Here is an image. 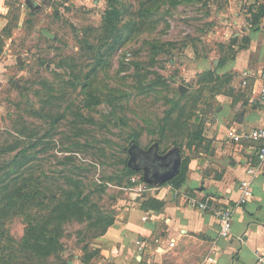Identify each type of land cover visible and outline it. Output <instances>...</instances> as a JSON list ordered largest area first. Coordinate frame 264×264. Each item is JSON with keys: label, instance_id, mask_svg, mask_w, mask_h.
Returning a JSON list of instances; mask_svg holds the SVG:
<instances>
[{"label": "rangeland", "instance_id": "1", "mask_svg": "<svg viewBox=\"0 0 264 264\" xmlns=\"http://www.w3.org/2000/svg\"><path fill=\"white\" fill-rule=\"evenodd\" d=\"M95 1L79 9L57 1L49 13L27 15L21 30L13 12L1 32L19 37L9 45L8 71L0 75V168L15 153L2 148L16 141L24 148L39 137L29 153L39 150L32 169L40 179L36 185L27 181L29 192L51 185L53 192L45 194L58 193L60 171L68 170L82 177L78 197L90 202L63 224L53 264H98L100 236L87 216L115 218L135 196L148 197L159 186L147 180L146 170L134 168L135 144L158 158L177 150L180 163L208 147L207 127L221 109L215 96L229 92L232 77L217 73L246 47L244 26L264 19V0ZM203 62L214 82L206 81ZM67 156L78 160L69 164ZM24 227L23 213L5 220L0 248L12 243L7 237L19 240Z\"/></svg>", "mask_w": 264, "mask_h": 264}, {"label": "crops", "instance_id": "2", "mask_svg": "<svg viewBox=\"0 0 264 264\" xmlns=\"http://www.w3.org/2000/svg\"><path fill=\"white\" fill-rule=\"evenodd\" d=\"M57 1L61 0H0V40L4 43L0 75L8 71L12 53L9 45L19 37L16 32L11 36L1 34L13 12L17 14L15 26L21 30L27 15L49 13ZM62 2L78 9L91 4L90 0ZM244 29L249 39L246 47L217 73L232 77L229 92L215 96L221 109L207 127L208 147L189 158L179 188L159 184L148 197L135 196L132 205L116 214L97 240L98 264H205L207 256L213 258V264H257V255H264V165L250 176L246 167L255 158L253 144H236L228 137L230 128L240 133L264 127V103L259 95L264 79V19ZM204 69L210 68L205 65ZM242 180L250 181V194L245 204L234 207L230 235L221 238L217 211L237 201ZM189 198L205 203L207 208L191 206Z\"/></svg>", "mask_w": 264, "mask_h": 264}, {"label": "trees", "instance_id": "3", "mask_svg": "<svg viewBox=\"0 0 264 264\" xmlns=\"http://www.w3.org/2000/svg\"><path fill=\"white\" fill-rule=\"evenodd\" d=\"M205 74L210 75V79H206V81L212 82V72L208 70ZM158 79L160 82L165 83L163 78ZM184 94L182 93L181 96ZM172 109L169 110L168 114L172 113ZM16 131L20 134L19 128H16ZM159 137L160 143L164 139V127L161 128ZM38 140L39 137L24 148H19L17 145L19 141H16L14 144L1 149L5 153H15L0 168V231H2L0 236L4 235L3 226L5 220L13 215L23 213L25 227L19 240L7 237L12 243L6 248H0V264H18V260L22 258L21 264H53L54 257L57 256L62 248L63 224L71 218H78L85 210L86 204L90 203L87 196L78 197L79 189L83 184L82 177L80 175L69 176L66 173L69 172L68 170L60 171L64 184L57 187L59 188L58 193L45 194V191L53 192L51 185H40L42 190L36 188L35 185L37 181L39 182L40 176H35L32 168L35 166L33 163L37 159L36 154L39 153V150L36 153H29V150L36 149L39 145ZM130 141L131 143H136L137 138L133 136ZM190 146V143L186 144L187 148H190ZM121 153H123V147L118 154ZM116 154L115 152L113 156L118 157L117 164H123L122 171H126L125 175L131 177L134 171L130 170L125 165V160ZM64 158L72 165L78 160L75 156ZM62 165L64 166V164ZM73 168L75 170L79 169L77 166ZM28 172L32 174H29V177L26 178L25 174ZM186 172L187 161H184L180 163L178 173L167 184L179 188L185 180ZM48 178L54 179L53 177ZM27 181L35 182V185L31 188L33 193L29 192L30 186H27ZM73 196L75 198H72ZM113 219L112 217L87 216L90 226L98 229L96 236H101L113 223ZM79 221H82V217H79ZM84 248L85 245L83 246ZM84 264L88 263L85 261Z\"/></svg>", "mask_w": 264, "mask_h": 264}, {"label": "built area", "instance_id": "4", "mask_svg": "<svg viewBox=\"0 0 264 264\" xmlns=\"http://www.w3.org/2000/svg\"><path fill=\"white\" fill-rule=\"evenodd\" d=\"M259 95L261 103H264V79L259 87ZM228 137L231 141L236 144H241L242 142H249L254 146L255 158L252 162L248 163L246 167V172L253 176L260 168L264 165V127H256L248 131L237 132L235 128H230ZM131 182H136L137 179L132 176L130 178ZM249 180H242L238 183L239 197L237 201L231 205L227 206L219 211H217V219L219 222L218 236L221 238H228L231 229V220L234 207L241 206L246 203L247 197L250 194L249 191ZM189 203L191 206H196L199 209H206L207 205L205 203L196 202L194 199L189 198ZM257 264H264V255H257ZM214 260L211 256H207L205 259V264H213Z\"/></svg>", "mask_w": 264, "mask_h": 264}, {"label": "water", "instance_id": "5", "mask_svg": "<svg viewBox=\"0 0 264 264\" xmlns=\"http://www.w3.org/2000/svg\"><path fill=\"white\" fill-rule=\"evenodd\" d=\"M137 148V146H133ZM172 156V157H171ZM170 157V160H167V163H161V170L153 172L150 177V182L164 184L171 180L179 171L180 160L177 150H174L172 154L167 157H162L161 159L165 160ZM159 159V160H161ZM146 170V169H145Z\"/></svg>", "mask_w": 264, "mask_h": 264}, {"label": "flooded vegetation", "instance_id": "6", "mask_svg": "<svg viewBox=\"0 0 264 264\" xmlns=\"http://www.w3.org/2000/svg\"><path fill=\"white\" fill-rule=\"evenodd\" d=\"M131 157L133 161H136L135 169L142 170L146 169V175L150 178L153 172L161 170V163H167V160H170V157L163 160L153 158L152 154H142L138 149H135L131 152ZM172 157V156H171Z\"/></svg>", "mask_w": 264, "mask_h": 264}]
</instances>
